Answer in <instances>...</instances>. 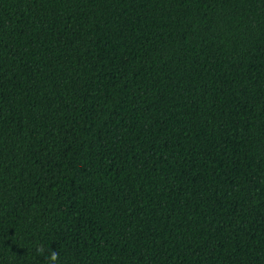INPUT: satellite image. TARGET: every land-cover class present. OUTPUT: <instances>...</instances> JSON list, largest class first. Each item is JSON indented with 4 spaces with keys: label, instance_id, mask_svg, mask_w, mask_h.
Returning a JSON list of instances; mask_svg holds the SVG:
<instances>
[{
    "label": "trees",
    "instance_id": "obj_1",
    "mask_svg": "<svg viewBox=\"0 0 264 264\" xmlns=\"http://www.w3.org/2000/svg\"><path fill=\"white\" fill-rule=\"evenodd\" d=\"M49 248L264 264V0H0V264Z\"/></svg>",
    "mask_w": 264,
    "mask_h": 264
},
{
    "label": "clouds",
    "instance_id": "obj_2",
    "mask_svg": "<svg viewBox=\"0 0 264 264\" xmlns=\"http://www.w3.org/2000/svg\"><path fill=\"white\" fill-rule=\"evenodd\" d=\"M37 253L38 254H43L45 252V247L44 246H39L37 247L36 249ZM48 260L50 261V264H56V262L58 261L59 259V253L56 252L55 250L49 248L48 249Z\"/></svg>",
    "mask_w": 264,
    "mask_h": 264
}]
</instances>
